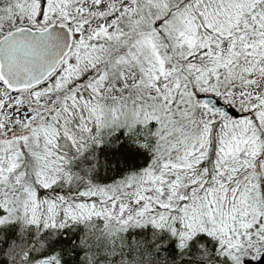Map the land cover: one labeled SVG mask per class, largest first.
<instances>
[{
  "label": "snow or ice",
  "instance_id": "1",
  "mask_svg": "<svg viewBox=\"0 0 264 264\" xmlns=\"http://www.w3.org/2000/svg\"><path fill=\"white\" fill-rule=\"evenodd\" d=\"M264 0H0V264H261Z\"/></svg>",
  "mask_w": 264,
  "mask_h": 264
},
{
  "label": "water",
  "instance_id": "2",
  "mask_svg": "<svg viewBox=\"0 0 264 264\" xmlns=\"http://www.w3.org/2000/svg\"><path fill=\"white\" fill-rule=\"evenodd\" d=\"M261 264H264V261H262Z\"/></svg>",
  "mask_w": 264,
  "mask_h": 264
}]
</instances>
